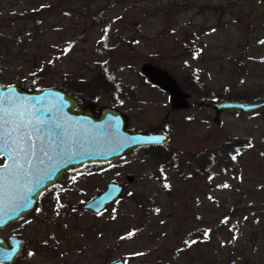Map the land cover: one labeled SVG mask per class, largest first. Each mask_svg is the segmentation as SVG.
<instances>
[{
    "label": "rangeland",
    "instance_id": "obj_1",
    "mask_svg": "<svg viewBox=\"0 0 264 264\" xmlns=\"http://www.w3.org/2000/svg\"><path fill=\"white\" fill-rule=\"evenodd\" d=\"M263 39L259 0H0L3 84L61 87L170 136L64 172L46 222L8 228L30 242L46 228V252L18 264H264V106L201 102L264 100ZM145 63L171 75L185 107ZM109 181L124 189L100 212L67 206Z\"/></svg>",
    "mask_w": 264,
    "mask_h": 264
},
{
    "label": "water",
    "instance_id": "obj_2",
    "mask_svg": "<svg viewBox=\"0 0 264 264\" xmlns=\"http://www.w3.org/2000/svg\"><path fill=\"white\" fill-rule=\"evenodd\" d=\"M259 3L264 6V0H259ZM262 43L264 44V39ZM142 70L152 83L168 92L172 108L179 109L186 106L184 93L170 74L162 68L147 63L142 65ZM201 102L214 107L217 112L233 109L249 113L264 106V100L203 98ZM0 107L14 108L12 117L14 124L23 120L31 121L36 125L37 119L53 122L42 126L36 125L41 127L39 135L43 138V144L52 157L51 160L42 157L37 150V168L19 170L0 181L2 184L0 225L12 222L30 211L39 192L44 187L60 182L67 169L89 163L112 161L124 157L139 146L164 144L170 140V136L165 132L131 130L127 126V117L121 110L108 105L99 107L94 102L84 103L82 97L56 86L28 89L19 84H3L0 81ZM55 123L67 126L68 135L63 134V128H56ZM14 124L9 127H13ZM24 131L26 129H20V133ZM37 135L33 132L31 139L36 141ZM39 143L40 141H37L38 147ZM1 156L5 160L0 166L11 163L6 155L0 154ZM41 159L44 160L43 164L39 163ZM41 179L42 183L38 184ZM127 179L131 181L132 175H127ZM123 189L124 186L117 181H109L90 199L80 205L72 206L97 213L117 200ZM25 195L27 200L22 198ZM27 201L31 203L25 207ZM23 243L22 239L14 235L7 242L0 239V263H13L20 258ZM111 264L125 263L122 259H115Z\"/></svg>",
    "mask_w": 264,
    "mask_h": 264
},
{
    "label": "snow or ice",
    "instance_id": "obj_3",
    "mask_svg": "<svg viewBox=\"0 0 264 264\" xmlns=\"http://www.w3.org/2000/svg\"><path fill=\"white\" fill-rule=\"evenodd\" d=\"M45 111L48 110L45 109ZM13 115L14 108L0 107V154L6 155L7 159L11 161L10 164L5 163L4 165L0 166V181H3L5 177L11 176L19 170H23L25 168H37V150L42 157H46L49 160L52 158L43 144L42 136L39 135L41 132V127L36 125L42 126L53 122L37 119L36 125H33L31 121L24 122L23 120H21L20 123L14 124L12 119ZM13 124L14 126L10 128L9 125ZM55 127L58 129L63 128V134L68 135L67 126H62L59 123H55ZM21 128L26 129V131L20 133ZM33 132L38 134L36 141L31 139ZM37 141H40L39 147ZM39 163L43 164L44 160L41 159ZM40 183H42V179L38 181V184ZM0 188H2V184H0ZM29 192H31V189H29ZM22 198L27 200L26 195ZM28 203H31V201H27L25 207H27Z\"/></svg>",
    "mask_w": 264,
    "mask_h": 264
},
{
    "label": "flooded vegetation",
    "instance_id": "obj_4",
    "mask_svg": "<svg viewBox=\"0 0 264 264\" xmlns=\"http://www.w3.org/2000/svg\"><path fill=\"white\" fill-rule=\"evenodd\" d=\"M59 88H61V87H59ZM156 131H158V130H156ZM160 132H163V131H160ZM158 145H160V144H158ZM149 146H153V145H149ZM4 160H5L4 157L1 156L0 157V164H2L4 162ZM79 168L80 167L69 168L68 170L65 171V174L66 175L73 174ZM65 181H66V176L63 177V179L60 182H57V183H54L50 186L44 187L39 192L37 200L34 202V205L30 209V211H28L23 216H21L20 218L14 220L12 222L6 223L5 225H0V239L7 242V240L11 236L14 235V236H17L24 241L23 251H22V255L20 258L16 259L13 263H0V264H18L19 262L24 260L26 258V256H28V255H30L34 258L36 256V251L41 249V248L44 249L46 252V228L42 229L41 234L32 236L31 242L29 241L28 238L21 236L19 233L8 232L7 230L11 225H14L20 221H23L24 219L29 218V217L39 216L40 218L44 219L43 220L44 222H46V211L48 208H50V205H53L54 207L60 206V203H59L60 201L56 200L57 201L56 203L53 202L52 201L53 199H51V196H55L56 198H58L61 191L66 190L63 188V184L65 183ZM72 205H76V204L73 202H69L67 204L68 207H74ZM30 243H31L32 247L29 246ZM6 244L9 245V243H6ZM29 248H31V249H29ZM29 264H34V259H31Z\"/></svg>",
    "mask_w": 264,
    "mask_h": 264
},
{
    "label": "trees",
    "instance_id": "obj_5",
    "mask_svg": "<svg viewBox=\"0 0 264 264\" xmlns=\"http://www.w3.org/2000/svg\"><path fill=\"white\" fill-rule=\"evenodd\" d=\"M211 163H212V162H211ZM211 163H210V164H211ZM208 165H209V164H207V167H208Z\"/></svg>",
    "mask_w": 264,
    "mask_h": 264
}]
</instances>
